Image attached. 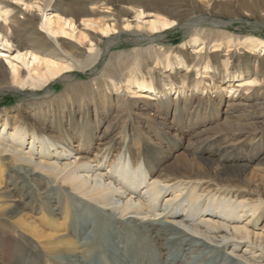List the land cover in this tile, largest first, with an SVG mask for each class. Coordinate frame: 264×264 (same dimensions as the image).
Here are the masks:
<instances>
[{
  "label": "rangeland",
  "instance_id": "374dc122",
  "mask_svg": "<svg viewBox=\"0 0 264 264\" xmlns=\"http://www.w3.org/2000/svg\"><path fill=\"white\" fill-rule=\"evenodd\" d=\"M72 1L0 0V126L5 121L10 132L22 122L53 140L58 150L69 149L70 160L81 155L103 173L120 177L115 171L119 156L134 166L143 164L147 181L157 177L169 186L158 201L160 215L148 218L159 231L170 210L195 221L209 215L188 209V190L170 205L165 202L177 194L178 182L199 184L202 201L226 190L231 201L261 200L264 207L258 177L264 173V110L259 109L264 108V49L250 42L264 41V0H258L261 9L253 19L246 8L257 0H183L210 12L175 24L160 10L172 0H86L77 14L63 13ZM31 14L33 34L49 36L57 45L45 46L39 62L18 49L6 30L13 16L25 22ZM165 22L170 26L163 29ZM62 48L76 52L77 61L55 58ZM195 56L198 67L191 66ZM48 61L63 70L42 80ZM14 76L44 84L22 87L12 83ZM15 165L0 154V264H77L64 255L62 262L53 261L50 251L66 240L73 252L81 251L90 232L76 225L83 217L76 206L83 202L49 192L39 175L25 180ZM249 178L254 184L246 183ZM136 191L143 195L145 189ZM14 204L18 213L6 218ZM238 216L236 225L264 237V214L258 222L248 212ZM127 217L132 224H114L112 237L106 232L99 238L90 264H236L225 259L228 250L222 246L197 248L187 239L168 241L173 238L168 234L155 243L147 237L152 233L137 230L138 217ZM132 238L139 242L133 255ZM227 243L237 245V254H264L241 240Z\"/></svg>",
  "mask_w": 264,
  "mask_h": 264
},
{
  "label": "bare ground",
  "instance_id": "6f19581e",
  "mask_svg": "<svg viewBox=\"0 0 264 264\" xmlns=\"http://www.w3.org/2000/svg\"><path fill=\"white\" fill-rule=\"evenodd\" d=\"M82 2H86V0H73L71 6L66 10L63 9V13L69 12L77 14L81 9L80 4ZM165 6V8H161L160 10L172 18V21H170L171 24L183 20L200 19L204 14H209L210 12L208 8L202 9L183 0H172L167 2ZM14 9L13 7V11ZM39 9L41 12H44V5L39 7ZM246 9L253 19L258 14V10L261 9V5H259V1L257 0ZM35 21L36 17L32 16V14L25 16V22H19L13 16L11 20L12 26L6 28V30L8 33V30H11L10 38L16 41L18 49L29 54L32 61L39 62L40 58L38 54L45 52L43 50L45 46L53 47L57 45L49 36H35L33 34L36 24ZM169 26L167 22L162 23L163 29ZM151 28L153 30L155 27L152 26ZM100 39L99 37V42ZM247 41L248 39L245 40V42ZM250 42L254 48L261 47L264 49V41L251 39ZM57 51L58 54L53 55L55 58L67 59L73 63L77 61L76 52H67L63 48L57 49ZM85 59L87 66H89L92 62L88 58ZM198 61L197 56H195L191 66L198 67ZM203 63L204 61L201 64ZM45 64L46 72L39 75V78L42 80L54 77L63 70L61 66L51 64L49 61L45 62ZM260 64L261 74H264V60ZM11 70L14 71L15 69L12 67ZM30 79L32 82L36 80L33 77H30ZM12 83L21 85L22 87L29 86L33 88H40L44 84L42 83L39 86L36 83H27L23 78L15 76L12 78ZM243 106L247 105L243 104ZM259 109L264 110L261 106ZM7 125L4 121L2 126H0V154L8 156L16 164L15 171L25 180H32L39 175L47 180L49 192L54 190L62 191L68 195L67 197L70 200L83 202L76 206V212L83 213L82 219L76 222V225L81 229L89 228L90 232L85 236V242L80 246L81 251L77 254L73 252L68 247L70 241L66 240L65 242H61L60 247L51 250L52 252L50 251L55 257L53 261L57 260L58 262H62L63 259L61 260L60 256L64 255V260L73 257L75 258L73 261L77 262V264H90L95 259L93 256L99 250V238L104 237L106 232H110V236L112 237L115 234V231H112L114 224H132L133 221L127 216H134L140 220L137 230L147 234L152 233L153 236L147 235V237L151 238L150 240L155 243L160 239L161 235L168 234L173 237L167 239L168 241L187 239V242L192 243L197 248L206 249L212 245L215 248L222 246L224 248L223 250H228L225 254V259L229 262H235L236 264H264L263 252H261V257L259 258L252 256V254L248 257L245 251L237 254L236 251L238 248H236V244L231 243L228 245L227 243L229 240H241L247 243V247L255 246L261 251L264 250V237L251 232L245 226L235 224L240 218L238 213L241 212L250 213V219L258 222L260 216L264 214V207L261 200L255 203H249L246 200L237 201V199L231 201L228 196L229 191L222 190L218 198L211 195L206 196L204 201H202L204 196L203 191L199 192L196 190L199 184L195 183L190 185L188 183L178 182L177 189L174 191L177 194L173 198L166 199L165 202L170 205L173 201L181 198L185 190H188L190 192L185 196L188 209L197 214L207 212L209 215L202 217L199 221H195L170 210L169 214L164 216V220L161 223L162 230L159 231L153 227L152 223L148 221V218L152 215L156 217L160 215V213L157 214L156 210L158 201L163 195L164 190L168 189L169 186L163 184V181L157 177L152 178L151 181H147L149 174L145 172V166L143 164L140 163L134 166L129 158L119 156L115 171L120 174V177L114 174L103 173L98 165L94 167L89 159H85L81 155H75L73 157L74 159L70 160L71 151L69 149L58 150L53 145V140L46 138L33 128H27L22 122L12 127L10 132L7 131ZM28 139H30V142L26 144ZM63 146H65V143H63ZM176 173L183 176L180 172ZM258 177L261 183L264 184V173ZM246 183L248 185L254 184L252 178L246 180ZM140 187H144L145 189L143 195L136 191ZM143 197L145 198V202L143 201ZM19 208L17 204H14L5 213V217L11 218L16 215ZM219 209L222 212H217ZM64 211L65 214L70 213L67 205L64 207ZM88 213L94 215H89ZM231 214H234V216H230ZM91 223L93 227L90 225ZM22 224L24 223L22 222ZM31 229L33 235L37 237L41 236L40 232L38 233L35 228ZM217 238H219V242L216 241ZM126 241L121 239L119 243L125 244V247H127ZM132 241L133 249H131V253L133 255L137 254L139 250V242L134 243L133 238ZM47 253L49 254V251ZM137 257L141 261L145 260L143 256ZM173 262V260H166L163 264H173Z\"/></svg>",
  "mask_w": 264,
  "mask_h": 264
}]
</instances>
